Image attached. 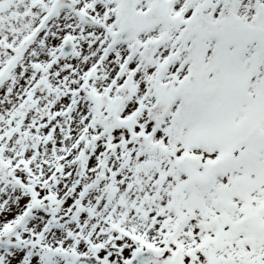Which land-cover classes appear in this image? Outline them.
Returning a JSON list of instances; mask_svg holds the SVG:
<instances>
[{"label": "snow or ice", "instance_id": "6c2138e0", "mask_svg": "<svg viewBox=\"0 0 264 264\" xmlns=\"http://www.w3.org/2000/svg\"><path fill=\"white\" fill-rule=\"evenodd\" d=\"M0 264H264V0H0Z\"/></svg>", "mask_w": 264, "mask_h": 264}]
</instances>
